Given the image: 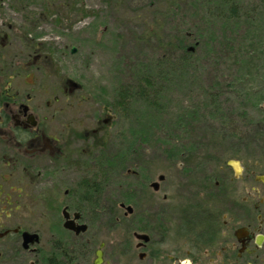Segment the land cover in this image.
<instances>
[{
    "label": "rangeland",
    "instance_id": "1",
    "mask_svg": "<svg viewBox=\"0 0 264 264\" xmlns=\"http://www.w3.org/2000/svg\"><path fill=\"white\" fill-rule=\"evenodd\" d=\"M0 20L13 24L15 61L41 56L28 79L43 83L40 100L75 99L74 130L94 141L115 214L91 219L77 238L79 251L93 240L87 262L106 238L117 251L119 204L134 207L136 172L157 182L210 176L233 146V123L219 110L240 100L254 106V124L264 119V0H0ZM84 146L77 142L78 153ZM32 231L48 251L54 238L71 243L63 231ZM14 244L0 264L37 262Z\"/></svg>",
    "mask_w": 264,
    "mask_h": 264
},
{
    "label": "flooded vegetation",
    "instance_id": "2",
    "mask_svg": "<svg viewBox=\"0 0 264 264\" xmlns=\"http://www.w3.org/2000/svg\"><path fill=\"white\" fill-rule=\"evenodd\" d=\"M12 34L13 24L0 20V260L13 256L16 241L18 254L39 257L33 264H94L102 244L103 264H264V147H255L264 119L254 124V106L240 100L219 110L233 123L230 156L219 152L213 174L199 179L157 182L136 172L134 207L119 204L125 213L117 220V251L106 238L87 262L93 240L81 244L84 252L76 241L91 230V219L115 214L108 180L93 158L94 141L86 142L92 137L79 139L74 130L75 99L64 107L57 96L40 100L43 83L28 79L41 56L31 61L23 53L27 59L15 61ZM259 110L264 115V104ZM78 141L85 145L79 153ZM35 216L38 228L29 225ZM129 223L136 230H125ZM81 225L88 229L78 235L73 230ZM32 230L63 231L71 243L54 238L48 251ZM24 233H38L39 242L26 249Z\"/></svg>",
    "mask_w": 264,
    "mask_h": 264
},
{
    "label": "water",
    "instance_id": "3",
    "mask_svg": "<svg viewBox=\"0 0 264 264\" xmlns=\"http://www.w3.org/2000/svg\"><path fill=\"white\" fill-rule=\"evenodd\" d=\"M76 52H77V49L76 48H73L72 49V53L75 54ZM164 179H165L164 176H161L160 177V180L161 181L164 180ZM128 211L129 212H132L133 211L132 207H128ZM66 227L69 228V229H74L75 226L73 225L72 222H67L66 223ZM87 229H88V226L87 225H81V226H79L77 228V230H73V231H76V233L78 235H80L82 233H86L87 232ZM23 240H24L23 241L24 247L26 249H28L30 244L38 243L39 240H40V237L36 233H34V234H32V233H24ZM103 247H104V244L101 245V248H103ZM101 248L96 252V258H95L94 264H103V252H102V249Z\"/></svg>",
    "mask_w": 264,
    "mask_h": 264
},
{
    "label": "trees",
    "instance_id": "4",
    "mask_svg": "<svg viewBox=\"0 0 264 264\" xmlns=\"http://www.w3.org/2000/svg\"><path fill=\"white\" fill-rule=\"evenodd\" d=\"M235 9H236V8H235V6H233V7H232V10H231L233 14L236 12V10H235ZM84 250L86 251V249H85V246H84V245H82V247H81L80 251H81V252H84Z\"/></svg>",
    "mask_w": 264,
    "mask_h": 264
}]
</instances>
